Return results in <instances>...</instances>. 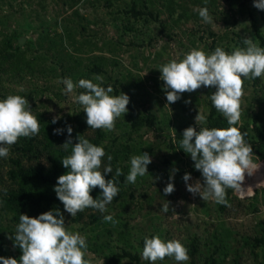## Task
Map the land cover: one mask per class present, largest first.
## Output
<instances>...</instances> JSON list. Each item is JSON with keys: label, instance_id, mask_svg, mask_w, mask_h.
<instances>
[{"label": "rangeland", "instance_id": "rangeland-1", "mask_svg": "<svg viewBox=\"0 0 264 264\" xmlns=\"http://www.w3.org/2000/svg\"><path fill=\"white\" fill-rule=\"evenodd\" d=\"M133 3L141 12H118ZM150 7L155 18L149 20ZM203 7L213 24L199 16L197 9ZM244 37L264 47V10L253 0H0V99L26 97L40 123L39 135L20 138L9 156L0 158V257L19 260L22 255L8 238L14 237L20 214L38 217L59 209L68 230L86 237L93 264H150L141 258L143 242L156 235L181 241L190 256L184 264H264V185L253 186L252 194L243 197L228 189L229 207L194 197L183 180L186 173L192 177L188 183L203 180L190 154L180 148L184 129L199 130V110L207 116L202 126L229 127L210 100L216 89L201 87L168 105L158 70L193 48L211 54L219 46L230 54L246 47ZM94 64L103 67L97 70ZM95 75L103 76V87L113 88L111 95L130 97L128 113L111 132L87 125L83 107L73 99L84 89L64 93V79L100 83ZM243 91L236 126L247 133L264 180V79L245 80ZM68 125L73 143L82 135L113 157L106 180L122 169L123 175L115 177L119 194L105 213L89 208L73 218L54 191L57 177L69 171L61 160L71 154V146L68 151L60 147L68 139ZM58 128L63 134H54ZM143 152L152 158L149 174L127 183L131 157ZM31 167L53 169L57 177L24 180L19 170ZM169 182L175 191L165 195ZM90 194L99 198L101 190ZM168 201L169 212L163 213ZM106 215L119 223L104 221ZM157 264L177 262L166 257Z\"/></svg>", "mask_w": 264, "mask_h": 264}, {"label": "clouds", "instance_id": "clouds-1", "mask_svg": "<svg viewBox=\"0 0 264 264\" xmlns=\"http://www.w3.org/2000/svg\"><path fill=\"white\" fill-rule=\"evenodd\" d=\"M253 4L257 9L264 10V0H253ZM197 11L205 24L214 23L207 7ZM243 44L246 47H237L230 54L219 46L211 54L193 48L182 59H172L158 69L168 105L179 101L184 93L195 92L201 87L216 89L210 95V100L227 120L229 127L202 126L207 124V116L199 110L195 116L199 130L192 126L184 129L180 148L190 154L203 180L188 183L192 179L189 173L184 175L183 180L187 191L194 197L199 196L205 202L212 201L229 207L227 190L231 189L241 197L251 195L253 186L245 187L246 177L255 176L262 167L261 163L253 159V149L245 140L247 133L242 134L236 125L241 120L245 80L264 79V47L254 42L252 37H244ZM94 79L100 83L81 79L77 85L71 78H66L63 80L66 86L64 93L71 94L76 87L84 89L73 99L83 107L89 128L114 131L117 119L129 111L130 97L122 92L120 95H111L113 88L110 85L107 88L102 86L103 76L95 75ZM190 103L191 100L185 101V104ZM57 119L54 118L52 123H56ZM53 131L60 135L64 129ZM39 133L40 123L32 114L26 97L10 94L0 99V158L8 157L10 147L20 138H30ZM67 133L68 139L60 147L68 151L71 146V154L61 160L69 171L58 177L54 188L57 198L73 218L89 208L105 213L108 211L107 205L119 194L115 177L123 175L122 169L117 167L113 179L106 180V174L113 172V157L107 155L103 147L91 143L82 135H78V142L73 143L71 125L67 126ZM106 155L108 163L105 165L103 158ZM151 163L152 158L147 152L133 155L126 182L135 184L138 177L149 174L148 165ZM171 180H174V173L170 176ZM262 185L264 180L255 186ZM97 187L101 195L94 199L90 193ZM174 191L172 182L164 188L165 195ZM169 208L168 201L163 204L161 211L168 213ZM104 221L119 223L112 215L104 216ZM8 238L14 239V246L21 249L22 255L19 260L0 257L2 264H93L86 237L68 230L65 217L59 209L44 212L38 217L20 214L14 237L9 235ZM166 257L173 258L177 264L190 260L188 249L178 239L165 241L159 235L144 238L142 260L157 264Z\"/></svg>", "mask_w": 264, "mask_h": 264}, {"label": "trees", "instance_id": "trees-1", "mask_svg": "<svg viewBox=\"0 0 264 264\" xmlns=\"http://www.w3.org/2000/svg\"><path fill=\"white\" fill-rule=\"evenodd\" d=\"M118 12H129V14L131 13H134V12H141L140 11V8H138L135 3H133L132 5H130V7L128 9L124 8H118L117 9ZM149 20L152 19V18H155L154 16V12H153V9L150 7L149 9ZM135 18H137L136 16H134ZM103 67V64L101 65H98V64H94V68H96L97 70L99 69H102ZM44 171V172H43ZM55 170H51V171H48V172H45V170L43 169H38L36 167H31L30 169H20L19 170V174L23 177L24 180H30V181H35V182H45V181H50V177L49 176H55L56 173ZM57 177V175L55 176ZM53 178V177H51ZM57 180H58V177H57ZM56 184H57V181H56ZM30 202V201H28ZM27 206H25L26 208Z\"/></svg>", "mask_w": 264, "mask_h": 264}, {"label": "bare ground", "instance_id": "bare-ground-1", "mask_svg": "<svg viewBox=\"0 0 264 264\" xmlns=\"http://www.w3.org/2000/svg\"><path fill=\"white\" fill-rule=\"evenodd\" d=\"M259 181H261V173L260 170L259 172L252 177H246V181H245V187L251 185V186H255Z\"/></svg>", "mask_w": 264, "mask_h": 264}]
</instances>
